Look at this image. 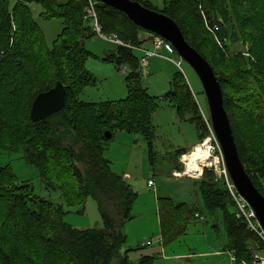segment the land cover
<instances>
[{
    "label": "trees",
    "instance_id": "obj_1",
    "mask_svg": "<svg viewBox=\"0 0 264 264\" xmlns=\"http://www.w3.org/2000/svg\"><path fill=\"white\" fill-rule=\"evenodd\" d=\"M133 1L156 11L147 0ZM162 1V11L156 12L171 19L188 45L211 66L222 91L239 160L264 197V164L249 162V152L256 151L255 141L241 131L237 117L244 111L243 99L231 93L237 87L252 86L257 107H264V0H205V4L204 0ZM30 5L42 9L39 13L42 20L63 21L61 33L50 49L32 17ZM11 7L10 0H0V92L12 100L16 93L25 90L26 105L23 126L11 141L9 152L22 149L25 163L38 171L44 186L59 192L70 207L82 206L88 198L95 201L103 228L74 229L63 221L62 207L37 197L30 183L5 187L4 181L15 177L9 168L0 167V204L6 206L2 214L6 218H0V264H44L45 253L56 254L52 264H110L113 259L117 264H134L126 256L129 250L123 255L120 251L125 244L121 230L131 218L136 194L103 158L104 146L110 141L104 138V133L108 132L111 140L118 131L140 135L147 143L149 161L155 165L151 118L159 107V99L150 96L142 85L139 57L131 49L140 48L145 41L141 36L152 33L136 27L123 13L97 2L94 12L101 33L114 34L123 44L106 52L101 61L113 65L117 71L128 70L127 95L118 101L85 103L78 100L79 95L95 85V79L85 69L86 59L93 56L85 49V41L95 35L85 19L87 0H15ZM199 10L204 11L210 24L222 35V46L211 42L212 37L201 31ZM240 39L248 46V58L230 52ZM57 81L65 88L62 113L47 122H32L29 118L32 101ZM165 101L175 110L180 123L194 127L195 144L207 136L199 105L180 72L172 75ZM249 115L245 110V118L255 117ZM6 130L0 122V146L4 150L11 140ZM67 136L72 137L73 144H66ZM187 152L185 149L174 152L172 172L181 170L178 162ZM78 164L84 168L83 172ZM197 184L204 209L211 214L221 213L228 240L224 250L234 252V264L250 261L254 253L264 255V241L236 218L225 184L215 181L209 170H204ZM156 204L164 245L184 235L186 225L199 215L197 209L193 213L185 204L167 198L157 199ZM18 224L21 231L16 232ZM153 260L145 256L135 264H153Z\"/></svg>",
    "mask_w": 264,
    "mask_h": 264
},
{
    "label": "rangeland",
    "instance_id": "obj_2",
    "mask_svg": "<svg viewBox=\"0 0 264 264\" xmlns=\"http://www.w3.org/2000/svg\"><path fill=\"white\" fill-rule=\"evenodd\" d=\"M10 1L13 7L15 0ZM147 1L156 11H162V0ZM202 4H205V0ZM29 8L33 19L44 35L46 46L50 49L58 34L61 33L63 21L59 19L42 20L39 17V13L42 11L39 6L30 5ZM200 10L199 27L201 31L204 35L206 32L211 36V42L214 41L219 46V42H222V35L218 31H212V27L215 25H211L207 15ZM85 11H87V7L84 8ZM90 28L96 37L85 42V49L93 54V56L86 59L85 69L95 79V85L85 88L79 95L78 100L85 103L122 100L127 95L125 78L128 72L124 69L117 71L113 65L96 58L101 56L104 51L112 50L115 45L99 39L95 28ZM141 39L148 41L149 36L142 35ZM162 52L166 51L162 50ZM230 52L232 54H242L247 58L249 56L247 54L248 46L242 39L231 46ZM134 53L137 55V52ZM164 54L175 62H179L180 67L170 61L159 59V61H155L154 68L147 67L144 69L143 74L141 73L143 76L142 85L147 89V93L159 99V107L151 118V124L154 127L152 146L156 152L155 165H151L147 154V143L140 135H129L118 131L115 132L113 139L104 146L103 158L110 162L114 173L129 176L128 184L131 185L133 192L136 194V200L130 214L131 218L121 230L125 237L123 247L125 251L129 250L127 252L128 260L134 264L139 261L141 255H153L155 257L153 264H231L228 255L223 252L225 250H221L225 249L224 247L227 244L221 213L211 214L204 209L197 184L200 179L175 178L170 173L171 159L174 152L193 145L197 140L194 127L186 122L180 123L176 118L175 110L165 101V96L169 90V82L174 71L180 72L184 76L193 97L200 107V116L203 121L207 120L209 122V114L203 88L195 72L175 52ZM253 92L252 86H243L235 88L231 93L235 97L243 99L241 105L245 109L243 108L242 115L237 117V122L240 123L243 134L250 136L255 141L253 147L256 151L249 152L251 157L249 162L256 160V164H264V103H262L263 108L259 109L253 97ZM13 99L11 100V98L0 92V122L7 129L5 131L6 136L11 137V140L6 143V150L0 146V149H2L0 150V167L9 168L8 171H12L15 177V180L12 178L11 181H4V186L11 188L14 184L30 183L37 197L62 207L65 212L63 221L69 226L77 230L102 229L95 201L88 198L82 206L70 207L59 192L48 190L44 186L39 179L38 171L25 163L22 149H19L16 153L9 152L12 147L11 141L17 137L16 133L23 126V113L26 105L25 90L16 93ZM245 110L247 114H250L249 117L252 115L255 117L253 119L248 118L249 120L245 118ZM252 122H255L256 125ZM66 144H73L72 137H66ZM75 148L78 150L77 147ZM190 150L191 148L188 149V152ZM251 164L253 165V163ZM78 166L80 171L83 172L82 165L78 164ZM178 168H181V170L176 172H181L184 168L183 161L178 162ZM147 180H154L155 190L147 187ZM156 197H169L175 203H185L187 209H190L193 213L197 209L199 215L203 217V220L199 218L191 219L189 224L186 225L184 235L166 244L162 250H159L160 226L156 211ZM4 209H6V206L1 203L0 218L2 220L6 218L2 217V214L6 212ZM230 212H234V209ZM19 231H21L20 224L16 227V232ZM146 242H150L151 245L145 246ZM22 246L28 247L27 245ZM219 250L224 254L222 257L214 258V256L209 255L210 251ZM25 251L29 253L30 249L25 248ZM44 255L46 258L44 264H52L51 259L56 254L45 253ZM56 261L60 262V260ZM252 261L251 259L244 262L252 264ZM110 264H117L116 259H113Z\"/></svg>",
    "mask_w": 264,
    "mask_h": 264
},
{
    "label": "water",
    "instance_id": "obj_3",
    "mask_svg": "<svg viewBox=\"0 0 264 264\" xmlns=\"http://www.w3.org/2000/svg\"><path fill=\"white\" fill-rule=\"evenodd\" d=\"M123 13L136 27L167 41L175 53L197 75L206 98L211 129L218 140L225 168L239 196L249 205L264 233V197L253 186L242 166L233 140L227 113L223 107L222 91L211 66L185 41L177 25L162 13L149 10L133 0H96ZM65 88L56 82L49 90L38 94L29 110L32 122H47L64 109ZM106 140L111 135L104 133Z\"/></svg>",
    "mask_w": 264,
    "mask_h": 264
},
{
    "label": "built area",
    "instance_id": "obj_4",
    "mask_svg": "<svg viewBox=\"0 0 264 264\" xmlns=\"http://www.w3.org/2000/svg\"><path fill=\"white\" fill-rule=\"evenodd\" d=\"M17 1V0H16ZM97 4L96 0H87V16L86 20H88L91 27L95 28V32L97 34V37L105 42L114 44L115 46H122V42L119 41L116 35H103L101 33V29L97 24L96 15L94 12V6ZM213 32L217 31L216 27L212 28ZM149 43L151 44V49L146 50L142 47L136 48L132 47L131 49L134 52L140 53L142 56L139 58V64H140V70L143 74V71L145 68L148 67L147 59L151 57H159L164 60L172 62L177 67H180L179 62H175L174 60L170 59L166 55H162L161 51L165 50L167 53H174V49L172 46L165 41L163 38L157 36V35H149ZM219 46H222L219 42ZM200 108V107H199ZM207 129V136L199 143L195 144L190 152H188L186 155L193 153L195 151V148L202 147L203 151L207 155V161L206 162H199V172L193 175H183L185 170V163L183 161L184 156L181 157V161L184 163V168L181 172L174 171L172 173V176L175 178H189V179H195L199 180L202 178L204 170H209L213 173L215 177V181L219 180L222 181L225 184V188L234 204L235 209V216L238 220H241L244 224H246L247 229H249L251 232H254L259 238H261L264 241V233L259 225L254 213L250 209L249 205L239 196L237 193L233 183L231 182L228 172L225 168L223 157H222V151L220 144L218 140L216 139L210 123L205 120L204 121ZM148 187H153L154 184L152 181L147 182ZM195 218H199L200 220H203L202 217L199 215H195ZM150 242H146L145 246H150ZM225 254L228 255V258L232 264L236 262L234 252L233 251H224ZM252 264H264V256H261L259 254H252ZM241 264H246L245 262L241 261Z\"/></svg>",
    "mask_w": 264,
    "mask_h": 264
},
{
    "label": "crops",
    "instance_id": "obj_5",
    "mask_svg": "<svg viewBox=\"0 0 264 264\" xmlns=\"http://www.w3.org/2000/svg\"><path fill=\"white\" fill-rule=\"evenodd\" d=\"M96 37V35L93 37V38H95ZM148 38V37H147ZM145 40H146V38H145ZM85 42H87V40L85 41ZM86 44V43H85ZM143 49H146V50H150L151 49V44L149 43V40L148 41H144V43H143V45L141 46ZM113 49H114V47H113ZM112 49V50H113ZM112 50H107V51H104L103 53H102V55L101 56H99V57H97V58H99L100 60L104 57V54L106 53V52H110V51H112ZM164 53H166V52H162V55H166V54H164ZM137 56L139 57V58H141V54L140 53H137ZM153 59V60H152ZM159 59H162V58H159V57H151V58H148L147 59V63H148V67L151 69V67H155V65H156V62L155 61H159ZM121 69H124V70H126L127 72H128V70L126 69V68H121ZM120 69V70H121ZM174 73H175V71H174ZM173 73V74H174ZM151 74V73H150ZM150 74H149V76H150ZM196 142V141H195ZM195 144V143H194ZM194 144L193 145H189V147H186V148H181V149H185V150H188L189 148H192L193 146H194ZM179 161H181L180 159H179ZM174 172V171H173ZM172 170H171V176H172ZM153 174H154V172H152ZM122 176H123V178H124V180L128 183V180L130 179L129 178V176L127 175V174H122ZM189 179V178H188ZM150 181H152L153 182V184H154V186L153 187H148V185H147V187L148 188H155V182H154V180H150ZM147 182H148V180H147ZM130 185V184H129ZM131 186V185H130ZM155 190V189H154ZM162 198H167V199H170V200H172L171 198H169V197H162ZM157 199H159L158 197H156V203H157ZM173 201V200H172ZM174 202V201H173ZM175 203V202H174ZM176 204H185V203H176ZM156 211H157V204H156ZM157 216H158V213H157ZM201 217V216H200ZM203 218V217H202ZM159 241H160V244H159V250H162V249H164V247H165V245H164V243H163V239H162V237H161V235H160V237H159ZM227 243H228V240H227ZM226 246H227V244H226ZM144 247V246H143ZM225 248V247H224ZM131 250V249H130ZM221 250H224V249H221ZM125 253V250H124V247L122 248V250L120 251V254L121 255H123L122 253ZM211 253H209V255H212V256H214V258H216V257H222L224 254L223 253H221L220 252V250L219 251H210ZM224 252V251H223ZM158 254H160L159 252H158ZM127 256V255H126ZM145 256H149V257H153V259L155 258L153 255H141L140 257H139V259H141L142 257H145ZM127 258H128V256H127ZM138 259V260H139ZM231 263V262H230ZM232 264V263H231Z\"/></svg>",
    "mask_w": 264,
    "mask_h": 264
},
{
    "label": "bare ground",
    "instance_id": "obj_6",
    "mask_svg": "<svg viewBox=\"0 0 264 264\" xmlns=\"http://www.w3.org/2000/svg\"><path fill=\"white\" fill-rule=\"evenodd\" d=\"M185 163V170L183 175H193L199 172V162H206L207 161V155L203 151L202 147H196L195 151L193 153L188 154L183 159Z\"/></svg>",
    "mask_w": 264,
    "mask_h": 264
}]
</instances>
